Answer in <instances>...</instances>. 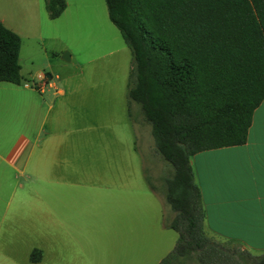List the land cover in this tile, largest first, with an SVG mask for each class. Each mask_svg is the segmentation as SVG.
Returning <instances> with one entry per match:
<instances>
[{"label": "crops", "instance_id": "obj_1", "mask_svg": "<svg viewBox=\"0 0 264 264\" xmlns=\"http://www.w3.org/2000/svg\"><path fill=\"white\" fill-rule=\"evenodd\" d=\"M29 1L16 0L22 20L26 15L30 18ZM3 4L5 0H0V22L21 39L23 31L10 23ZM21 74L20 85L0 83V236L11 234L20 243L29 264H99L102 237L85 233V215L91 214L85 211L83 201L91 196L93 204L98 192L103 191L108 194L110 209L109 235L102 241L109 242L110 252L117 258L131 259L135 249L153 242L164 253L159 263L178 240V234L165 225L174 213L163 196L156 189L149 187L143 192L137 187L145 201L134 203L135 189L130 176H109V181H103L105 173L84 166L86 160L99 158L80 152L89 137L77 122L76 110L84 107L91 93L86 97L77 89L59 88L64 84L58 75L51 82L52 76L43 72H30L24 78L21 67ZM127 102L131 119L133 107L139 113V105L129 99ZM137 118L134 123L140 126L141 135L153 140L151 127L141 113ZM152 153L160 157L155 151ZM190 164L200 189L208 234L240 244L252 254H261L264 100L254 111L245 144L197 153ZM156 195L159 202L150 197ZM134 219L140 225H135ZM144 221L151 222L155 235L142 229ZM85 242L91 243L90 253L83 248ZM33 251H37L35 261L30 258Z\"/></svg>", "mask_w": 264, "mask_h": 264}, {"label": "trees", "instance_id": "obj_2", "mask_svg": "<svg viewBox=\"0 0 264 264\" xmlns=\"http://www.w3.org/2000/svg\"><path fill=\"white\" fill-rule=\"evenodd\" d=\"M104 1L132 55L128 98L151 125L155 152L173 168L163 179L174 213L165 225L178 240L159 264L192 253L203 264L214 256L264 264V251L255 255L236 243L224 252L211 240L190 164L197 153L247 141L264 100V0ZM45 7L54 20L66 0H45ZM20 46L19 35L0 22V83H22Z\"/></svg>", "mask_w": 264, "mask_h": 264}, {"label": "rangeland", "instance_id": "obj_3", "mask_svg": "<svg viewBox=\"0 0 264 264\" xmlns=\"http://www.w3.org/2000/svg\"><path fill=\"white\" fill-rule=\"evenodd\" d=\"M5 2L2 9L8 20L23 31L19 61L24 78H27L28 73L36 71L43 72L46 76L51 75L53 82L58 75L64 84L59 88L77 89L86 97L89 93L92 95L90 99H85L84 107H78L76 110L79 117L77 122L86 130L84 135L89 137L80 152L86 156L99 157L95 161L86 160L84 163L86 169L105 173L106 176H102L103 181H109L110 178L120 175L127 178L130 176L135 189L134 203L145 201L144 195L137 187L145 192L150 184L154 186L160 197L163 196L166 203L163 179L172 174L173 168L168 162L152 153L155 151L154 139H145L140 133V126L134 123L141 113L143 120L150 125L136 103L134 105L139 107V113L137 111L135 113L133 107L129 119L127 92L132 55L119 30L110 22L105 1L66 0L65 13L54 20L48 16L45 0H30L28 5L30 18L26 15L23 20L22 14L17 13L16 0H5ZM65 53L71 57L68 62L62 60ZM97 136L100 139H94ZM150 197L154 201H160L157 195ZM83 206L85 211L91 214V217L89 214L85 215L83 227L85 233L102 237L101 245L100 242L98 243L99 264H159L161 262L158 263V260L164 253L156 249L153 242L143 243L140 250L135 249L131 259L128 256L126 259H120L110 252L109 242L102 241L103 237L109 235L107 216L110 208L107 193L98 192L93 204L91 196H86ZM94 213L99 216H94ZM171 219L170 217L168 220ZM133 222L135 225H140L135 219ZM144 222L142 229L150 236L155 235L151 222ZM173 233L176 235L175 232ZM210 237L221 245L219 248L224 252L236 246V243ZM161 243H164V239ZM20 246L11 234L0 236V264H29L27 255ZM83 248L90 253L91 243L85 242ZM170 264L203 263L198 260L196 253H192L182 262L173 259ZM208 264L228 263L222 256L220 258L214 256L208 259Z\"/></svg>", "mask_w": 264, "mask_h": 264}, {"label": "water", "instance_id": "obj_4", "mask_svg": "<svg viewBox=\"0 0 264 264\" xmlns=\"http://www.w3.org/2000/svg\"><path fill=\"white\" fill-rule=\"evenodd\" d=\"M63 59H64L65 61H68V60L70 59L69 54H68V53H65Z\"/></svg>", "mask_w": 264, "mask_h": 264}, {"label": "built area", "instance_id": "obj_5", "mask_svg": "<svg viewBox=\"0 0 264 264\" xmlns=\"http://www.w3.org/2000/svg\"><path fill=\"white\" fill-rule=\"evenodd\" d=\"M43 87H44V85H42V84H41L39 89H40V90H42V89H43Z\"/></svg>", "mask_w": 264, "mask_h": 264}]
</instances>
